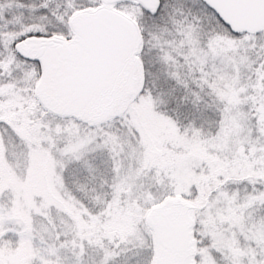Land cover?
Wrapping results in <instances>:
<instances>
[{
  "label": "snow or ice",
  "instance_id": "snow-or-ice-1",
  "mask_svg": "<svg viewBox=\"0 0 264 264\" xmlns=\"http://www.w3.org/2000/svg\"><path fill=\"white\" fill-rule=\"evenodd\" d=\"M0 264H264V0H0Z\"/></svg>",
  "mask_w": 264,
  "mask_h": 264
}]
</instances>
